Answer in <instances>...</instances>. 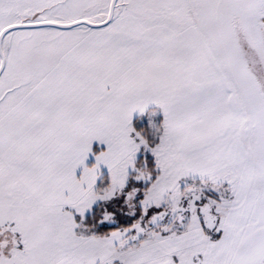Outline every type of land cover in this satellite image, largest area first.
I'll use <instances>...</instances> for the list:
<instances>
[{
  "label": "snow or ice",
  "instance_id": "6c2138e0",
  "mask_svg": "<svg viewBox=\"0 0 264 264\" xmlns=\"http://www.w3.org/2000/svg\"><path fill=\"white\" fill-rule=\"evenodd\" d=\"M0 264H264V0H0Z\"/></svg>",
  "mask_w": 264,
  "mask_h": 264
},
{
  "label": "rangeland",
  "instance_id": "374dc122",
  "mask_svg": "<svg viewBox=\"0 0 264 264\" xmlns=\"http://www.w3.org/2000/svg\"><path fill=\"white\" fill-rule=\"evenodd\" d=\"M153 112H155L156 115H152L151 113H153ZM136 115H138V114H135L134 119H133V126L136 128V130L137 131H141V130H138V129H140L141 127H145L146 126L147 128H145V130H142L141 132L146 136V138L149 140V142L151 144L154 145L155 143H158V136L156 134V129L151 127L150 121H151V123H154L155 125H157V127H159L162 124V122H163V114H162V112L156 106H154V107L149 108L148 113L145 114L144 116L138 115L136 117ZM103 147L104 146H101L98 143H96V144H94V149L93 150H94L95 153L98 154L101 150H103ZM142 154H150L152 156L151 152H146V151L142 150L138 154V157L141 156ZM154 160H155V158H154ZM93 163H95V159H94V157H90V159L88 161L89 166H91V164H93ZM104 173H105V178H107L108 174H107V170L106 169H104ZM189 182H191V181H189ZM98 185L100 187H103L104 186V182L100 181V182H98Z\"/></svg>",
  "mask_w": 264,
  "mask_h": 264
},
{
  "label": "trees",
  "instance_id": "16d2710c",
  "mask_svg": "<svg viewBox=\"0 0 264 264\" xmlns=\"http://www.w3.org/2000/svg\"><path fill=\"white\" fill-rule=\"evenodd\" d=\"M137 122V121H136ZM135 122V123H136ZM137 126V125H136ZM145 128H147L146 126L145 127H141L140 129L138 130H145ZM147 159L149 161V167L151 169H154L155 168V160L154 158L150 155V154H142L141 156L138 157V163L142 164L143 161ZM135 175V174H133ZM132 187H139L141 189H144L145 187H147V185H145L144 183H137L134 179L130 181V184H129V189L128 190H131ZM122 200L123 198H121V203H122ZM101 208L100 205H97L96 206V209L95 211H99ZM91 215V214H90ZM132 219H135V218H132ZM130 222V220H125L123 218L120 219V221L117 223V224H104V225H98L97 227V231L98 233H104V232H108L110 230H113L114 228H117V227H120L121 225H124V226H127V224Z\"/></svg>",
  "mask_w": 264,
  "mask_h": 264
},
{
  "label": "crops",
  "instance_id": "0c3cea01",
  "mask_svg": "<svg viewBox=\"0 0 264 264\" xmlns=\"http://www.w3.org/2000/svg\"><path fill=\"white\" fill-rule=\"evenodd\" d=\"M154 106H155V105H153V106H150V108H151V107H154ZM137 114H138V115H140L139 113H137ZM138 115H136V117H137ZM136 117H135V118H136Z\"/></svg>",
  "mask_w": 264,
  "mask_h": 264
}]
</instances>
